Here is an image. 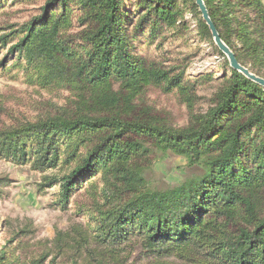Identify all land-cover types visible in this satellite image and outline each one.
Segmentation results:
<instances>
[{"label":"trees","instance_id":"1","mask_svg":"<svg viewBox=\"0 0 264 264\" xmlns=\"http://www.w3.org/2000/svg\"><path fill=\"white\" fill-rule=\"evenodd\" d=\"M202 1L237 63L264 80L261 0ZM74 10L84 18L70 35ZM185 11L223 60L221 76L185 82L140 53L143 43L185 31ZM36 12L14 33L16 42L0 38L1 48L13 43L0 71L12 57L24 61L37 73L26 79L68 91L71 110L0 134V159L40 173L66 167L40 186H59L62 209L74 192L90 191L99 219L86 263L264 264V88L229 67L194 0H43ZM211 86L207 110L182 127L140 101L151 89L175 91L192 109L196 93ZM169 153L195 173L174 187L150 188L152 157ZM56 235L58 244L71 240L68 232ZM9 259L0 250V264H24Z\"/></svg>","mask_w":264,"mask_h":264},{"label":"rangeland","instance_id":"2","mask_svg":"<svg viewBox=\"0 0 264 264\" xmlns=\"http://www.w3.org/2000/svg\"><path fill=\"white\" fill-rule=\"evenodd\" d=\"M261 3L264 7V0ZM42 4L43 0H8L0 9V38L11 36L13 43L16 42L17 35L14 33L23 30ZM127 5L130 11L133 10L132 3ZM185 12L181 20L185 31L180 30L172 37L161 35L154 39L151 46L143 43L140 53L166 71H172V76L184 74L185 82L200 77L221 76L224 73L221 69L223 60L206 39L197 35L196 20L189 11ZM72 16L74 25L70 35L79 30L84 18L76 10ZM13 43L0 47V60L8 54ZM26 74L37 73L24 61L16 63V57H12L0 71V134L71 110L68 91L41 89L26 79ZM212 91V86L198 91L192 109L182 102L175 91L164 95L151 89L140 101L163 111L174 126L182 127L187 124L191 113L200 115L207 110ZM159 158L152 157L145 172L150 188L168 189L195 173L184 159L172 153ZM65 173L67 168L64 166L40 173L33 171L30 164L19 165L0 159V180L6 181L0 189V250L9 254V261L17 258L24 264H30L45 254L48 258L43 264H73L74 261L87 264V260L92 261L90 253L95 248L94 235L99 218L97 208L91 205L90 191L80 189L74 192L67 207L62 209L56 205L60 196L58 185L40 189L43 178H61ZM99 188L100 184H97ZM58 232H68L71 240L58 244L55 239ZM137 255L135 252L132 258Z\"/></svg>","mask_w":264,"mask_h":264},{"label":"water","instance_id":"3","mask_svg":"<svg viewBox=\"0 0 264 264\" xmlns=\"http://www.w3.org/2000/svg\"><path fill=\"white\" fill-rule=\"evenodd\" d=\"M195 5L198 8V11L201 15V19L204 22V24L207 26L208 31L210 33V36L213 40L214 45L216 46V48L219 50V52H221L227 59L228 63H229V67L239 73H241L243 76H245L246 78H248L249 80H251L252 82L257 83L258 85H260L261 87L264 88V80L254 76L253 74H251L247 69L243 68L242 66H240L233 53L225 46V44L220 40L219 35L216 31V29L214 28L209 15L207 13V10L204 6V3L202 0H194Z\"/></svg>","mask_w":264,"mask_h":264}]
</instances>
